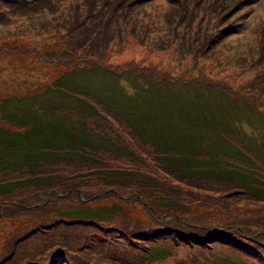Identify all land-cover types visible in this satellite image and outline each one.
<instances>
[{
	"label": "rangeland",
	"instance_id": "obj_1",
	"mask_svg": "<svg viewBox=\"0 0 264 264\" xmlns=\"http://www.w3.org/2000/svg\"><path fill=\"white\" fill-rule=\"evenodd\" d=\"M49 1L56 6H44L42 13H36L33 9L43 0H0V92L9 87V92L16 90L24 96L34 89L33 83L59 89L69 85L89 92L87 99L92 98V103L87 104L94 108H84L81 114L52 93L18 104L16 122L24 120L34 128L25 146L45 141L40 142V127L55 121L63 126L52 117L55 111L74 120L66 125L70 136L81 138L80 129L86 126L121 149L119 156L102 149L91 150L83 160L78 156L76 161L66 160L65 154L61 159L49 155L41 163L35 160L43 171L38 176H48L49 185L25 184L0 194V264H76L77 258L86 264H200V254L212 248L264 264L262 200L250 201L239 189L222 184L205 183L198 188L193 181H181L153 165L151 145L142 146L135 139V132H145V139L156 131L178 133L171 139L183 146L190 131L193 135L200 131L197 145L190 138L191 146L180 148L181 157L203 152L213 161L218 141L214 130L223 123L259 155L264 154V128L243 117L248 109L243 114L246 108H231L218 91L236 96L237 89H244L247 101L264 111V102L257 103L258 94L264 99V0H155L144 5V13L131 7L138 0ZM76 4L86 6L78 9ZM195 4L198 7L193 10ZM101 9L102 20L97 13ZM210 18L213 21L207 24ZM220 29L230 34L213 37ZM72 69L75 73L66 75ZM118 71L123 74L113 75ZM142 92L166 101L167 122L160 118L162 110L155 101H141ZM45 98L61 101L63 106L51 107ZM91 111L99 115L85 114ZM175 112L181 125L176 123ZM6 127L0 117V130ZM3 137L7 147H24L11 134H3L0 144H4ZM77 143L84 149L79 153L84 154L86 143L82 139ZM50 144L58 146L61 141ZM2 151L7 160L12 159L7 150ZM238 163L264 178L263 161L252 158ZM33 174L30 168L8 170L0 163V183L17 179L24 184ZM77 195L89 201L91 209L115 204L116 214L82 226L69 225L66 218L59 220L57 210L80 205ZM169 209L175 212L170 214ZM164 225L172 233L166 239L152 244L138 236L140 231ZM219 230L227 234L210 233L206 237L213 238L210 243L194 244L204 232ZM183 231L201 233H196L197 238L176 234ZM143 245L164 250L168 246L173 256L142 258L147 250L142 253L138 247Z\"/></svg>",
	"mask_w": 264,
	"mask_h": 264
},
{
	"label": "trees",
	"instance_id": "obj_2",
	"mask_svg": "<svg viewBox=\"0 0 264 264\" xmlns=\"http://www.w3.org/2000/svg\"><path fill=\"white\" fill-rule=\"evenodd\" d=\"M44 2L35 10L36 13L41 12L42 8L44 6L47 7H55L52 2L49 0H43ZM77 1V0H75ZM155 0H138L135 5L133 4L131 7H135L137 10H143V13L145 12L144 5L148 3H153ZM201 2V0H197V2ZM20 4V2H18ZM77 3V2H76ZM87 4V2H85ZM85 5V4H84ZM83 4L81 6L84 7ZM79 4H76V7L79 9L81 7ZM86 6V5H85ZM155 8V6L153 5ZM197 4L193 6V10L197 9ZM130 8V7H128ZM203 10H206L205 7H202ZM41 10V11H40ZM53 12V11H50ZM90 14V12L88 11ZM98 13V16L101 17L100 20H102V13L103 9H101ZM140 13V11H139ZM95 15V14H94ZM93 15V16H94ZM213 15V14H211ZM216 16V15H213ZM203 21V20H202ZM211 21H213V18H210L208 21H206L207 24H210ZM238 26L234 28L237 29ZM220 34L224 35L230 34L229 30L220 29L216 34H213V37L219 36ZM211 40L207 41L209 43ZM264 47V46H263ZM205 51V48L201 46L200 53H203ZM93 68L98 69L99 72L107 73V70H101L98 68V66L94 65ZM76 70H79L80 68H74ZM70 70L66 75H70L75 73L73 70ZM108 74V73H107ZM122 71H118L116 73H113V75H122ZM112 75V74H111ZM115 76V77H116ZM66 83V82H65ZM149 84H152L150 80L148 81ZM157 83H165V80H159ZM203 84V83H202ZM57 85H60V81ZM67 85V84H66ZM197 85V84H194ZM211 89L218 90L217 86H209ZM31 88H34L32 91H29L26 95L22 96L16 93V90L11 91V88H6L4 92L5 95H0V117L3 118V121L7 124V127L0 130V139L3 136V134H11L13 138L16 140L18 145H21L23 148H12L7 147V141L3 137L4 144H0V163L7 165L8 170L14 169V170H21L23 168H30L31 172L34 173L32 178H27L23 183L18 181L17 179H13L11 181L0 183V194L7 193L9 191H13L14 189L24 187L25 184H41V185H49L50 183L45 181H51V179L48 176H38L39 173H42L43 171L40 170V166H37V162L35 160H40V163L44 161L46 158H50V156H53L55 158L61 159L62 155L65 154L64 158L66 160L71 159L73 161L78 160L77 156L79 157V160L86 159L88 155H90L92 151L99 152L102 149L106 150L108 154L119 156V149H121L118 145L112 144L111 141H107L103 139L98 134H95L90 131V129L86 126L82 127L80 129V136L81 138H75L73 136H70L68 132L66 131V125H71L74 123V120H72L70 117L60 116L58 112L53 111L51 113L52 117L55 118L58 121H61L63 126H61L58 122L49 123L46 127H40L42 131V138L40 140H45L40 145H32L31 147H26L25 144L27 140L31 139V130L33 128V124H24V120L20 123H17L15 119L18 117L15 115V107L22 103L29 101L36 96L42 98L48 93L58 94L62 98L66 100L68 103V106L71 108H75L80 113L84 112V108L86 109H93L94 105L87 104L92 103L90 102V99H87V97H90V93L87 91L82 90H75V88L70 87L69 85L66 86L65 89H59L58 87L51 86H41L39 87L38 84L33 83L31 84ZM221 89V88H220ZM229 90H234L233 87H228ZM221 92L224 96H226L227 101H229L231 108H237L244 107L246 108L243 111L244 112L248 109V111L243 115L245 119L250 121L253 124H257V126L264 128V111L259 109L257 106L254 105V103H250L247 100L249 99V96H246L244 89H237L236 96H232L230 93H228L225 90H218ZM79 95H84L85 97L79 98ZM157 95V94H156ZM155 95V96H156ZM154 96V97H155ZM162 96V95H158ZM165 96V95H164ZM163 97V96H162ZM259 100H257V103L264 102V99L261 98V94H258ZM55 98V97H54ZM78 99V100H77ZM141 101L145 102H153L158 104L159 109L162 110V115H160V118L164 119V122H167V116L164 114V110H166V101L162 98L154 99L149 96H145V93L142 92L141 95ZM45 100L48 101V103L53 107L58 104V106H63V103L61 101H53L51 98H45ZM82 100V101H81ZM80 103H77V102ZM84 101V102H83ZM114 101V100H112ZM74 102L73 105L70 103ZM203 102H205L203 100ZM256 103V101H255ZM105 106L103 109H108V107ZM240 110V109H239ZM103 111V110H102ZM86 115H95L98 116L99 114L97 111H91V114L85 113ZM175 119L177 124H182V122L179 120V118L176 115L175 112ZM194 120V119H192ZM197 123V122H196ZM14 128L13 130L11 128ZM138 127V126H135ZM259 128V129H262ZM21 131L25 132H19ZM25 129V130H23ZM143 130V129H141ZM158 134L153 135L152 137L149 135V138L145 139L143 138V134L147 135L145 132L142 133H136L135 132V139L141 143L142 146L144 144L151 145V153H152V160L154 161L153 165L159 166L161 170H163L165 173H168L170 175H173L175 178L179 180H185V181H193L197 183L198 185L196 187L200 188L203 186V184H211L214 186H218V184L225 185L224 187L228 188H237L240 191L239 194L243 195L245 199H249L250 201H260L264 203V178L259 177L257 174L261 175V173L251 171L250 167L247 165H241L238 162L243 161L245 163H248L250 159L255 158L259 159L264 162V154L259 155L254 148L243 142V140L237 136V133L234 131L228 129L227 127H224V124H220L217 126L214 130V134L218 137V141H215V147L212 150V155L214 157V160H210L211 157L208 155V158L205 156V154L202 153H194L191 154L185 158L181 157V150L180 148H184L186 146H191L189 139L195 140V145L198 144L197 141V135L200 137L201 132L195 131V135H193V131H190V137H188L184 142L185 145L179 146L176 145L175 141L171 138H174L176 135L167 133H162L159 131H156ZM179 132V131H178ZM74 139V140H73ZM83 140L86 143V148H88L87 151H85L84 154H80V152H83L84 149L79 146V143H77V140ZM84 139H92V144H87V142ZM61 141L60 145H53L50 144L51 141ZM73 144H69L72 143ZM1 143V142H0ZM16 144V145H17ZM26 147V148H25ZM50 148V149H47ZM2 150H7L9 153V156L12 159H6L4 154L5 152ZM48 151V152H47ZM168 151H173V153H170ZM57 152V153H52ZM48 153V154H46ZM52 153V154H50ZM17 156H14L16 155ZM19 154V158L18 157ZM73 154L75 156H73ZM48 155V156H47ZM50 155V156H49ZM26 157V160H24ZM245 160V161H244ZM22 163H24L22 165ZM175 174H178L179 176H176ZM38 177V178H37ZM41 181V182H39ZM215 183V184H214ZM27 187V186H25ZM202 189V188H201ZM70 194H67L66 196L69 197ZM76 201L80 204L79 206L70 205L65 206L57 210L56 217L60 220L61 218H66L69 220L64 221L65 223L69 225H90L91 223L95 222V219L105 221L108 218L114 216L116 214L117 206L115 204H109L104 207H100L97 209H91L89 207V201L84 200L79 195L76 196ZM171 214V212H175L172 209L167 210ZM62 221V220H61ZM124 226L128 227L129 224H124ZM138 227V226H137ZM141 228L145 226H139ZM148 227V226H147ZM203 228H201L202 230ZM217 232L221 237L224 234H227L223 230L219 231H213V232H204L203 236L195 239L194 244L198 247H202L204 244L210 243L213 238H206L210 233ZM182 233V234H180ZM176 234L179 237H193L197 238L198 236L196 233H190L188 231H183ZM138 236L141 237L142 240L149 242V243H156L157 241H160L162 239H166L168 236H172L171 230L169 229L168 225H164L162 227L150 229L148 231H140L138 233ZM209 237V236H208ZM221 240V239H220ZM231 242V240H228L227 243ZM145 249L147 250L145 252V256H141L142 258H147V255H150L154 257L155 259H161L163 258V255L166 257H172L173 252L168 246H165V250L162 248H156L154 245L147 246H139L138 251L144 252ZM213 249V248H212ZM210 250L208 252H202L200 254V258L198 260L200 261V264H219L220 261H228L230 260L231 264H256L252 261H249L247 258H240L239 255L236 254H228V253H220L221 251L218 250ZM149 250V251H148ZM137 251V252H138ZM149 253V254H148ZM157 253V254H156ZM248 256V255H247ZM76 264H86L83 262L80 258H77L75 261Z\"/></svg>",
	"mask_w": 264,
	"mask_h": 264
}]
</instances>
